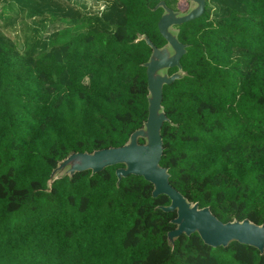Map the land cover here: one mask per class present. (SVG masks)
Listing matches in <instances>:
<instances>
[{
	"label": "trees",
	"instance_id": "1",
	"mask_svg": "<svg viewBox=\"0 0 264 264\" xmlns=\"http://www.w3.org/2000/svg\"><path fill=\"white\" fill-rule=\"evenodd\" d=\"M159 1L0 0V264H264V251L196 233L170 246L169 198L138 175L117 183L121 164L48 186L69 153L142 127L151 49L135 40L165 44ZM177 30L185 74L162 89L159 164L221 222L264 224V0H205Z\"/></svg>",
	"mask_w": 264,
	"mask_h": 264
},
{
	"label": "water",
	"instance_id": "2",
	"mask_svg": "<svg viewBox=\"0 0 264 264\" xmlns=\"http://www.w3.org/2000/svg\"><path fill=\"white\" fill-rule=\"evenodd\" d=\"M188 1L191 4L185 11L173 10L163 0L155 6L162 9L157 28L165 41L163 46L156 47L146 35H139L135 40L145 41L151 49L143 64L147 79L148 113L142 127L134 130L127 142L121 146L97 149L90 153H69L51 171L48 186L55 179L71 177L75 172L90 170L94 174L107 166L121 164L115 170L117 183L129 174L138 175L152 184V197L165 195L169 198V204L159 208L165 212L174 211L176 215L171 220L174 228L166 235L170 246H173L174 240L181 234L189 236L196 233L210 247H226L230 242L236 241L263 253L264 224H256L248 218L221 222L208 206L198 207L197 203L189 202L172 187L167 168L159 164L162 155L160 129L163 122H168L161 105L162 89L164 85L182 78L185 74L181 69L180 59L186 51V44L178 40V30L174 26L200 17L205 10V0ZM170 68L176 70L169 74Z\"/></svg>",
	"mask_w": 264,
	"mask_h": 264
},
{
	"label": "rangeland",
	"instance_id": "3",
	"mask_svg": "<svg viewBox=\"0 0 264 264\" xmlns=\"http://www.w3.org/2000/svg\"><path fill=\"white\" fill-rule=\"evenodd\" d=\"M190 4H191V3H190L188 0H179L178 8H179L181 11H185V10L189 7ZM178 27H179V25L174 26V28H178ZM174 28H173V29H174Z\"/></svg>",
	"mask_w": 264,
	"mask_h": 264
}]
</instances>
